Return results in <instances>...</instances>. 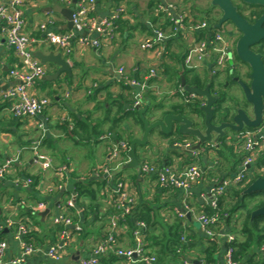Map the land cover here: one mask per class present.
<instances>
[{
    "label": "crops",
    "instance_id": "crops-1",
    "mask_svg": "<svg viewBox=\"0 0 264 264\" xmlns=\"http://www.w3.org/2000/svg\"><path fill=\"white\" fill-rule=\"evenodd\" d=\"M207 1V7L196 9L203 13L209 11L211 12V18L219 20L221 12L212 7L210 0ZM170 2L172 1L170 0ZM148 3L149 0H127V15L123 18L127 24V31H121L112 43H106L98 49L76 46L69 55H63L71 63L72 77L64 74L58 80L47 81L46 77L55 73L57 67L54 65L48 66V68H51L50 71L46 67L45 79L34 87L32 93L36 97L49 98L50 105L37 118L23 120L22 126L14 130L16 135L0 132V158L6 160L20 156V162L11 168L6 181L0 185V219H12L17 223L23 219L29 221L30 233L28 239L37 247L36 252L29 256L24 264H80L81 259L89 255L92 247L108 231L111 216L116 211L113 194L114 186L110 187L108 183L106 187L100 189L98 198L100 212L97 216L90 215L85 218L84 211L77 206L81 211L77 215L74 213L73 217L75 222L83 227L81 234H76L73 227H55L52 224L53 218L63 211L62 204L67 196L63 192L59 193L53 189L51 191L50 188L60 177L55 170L67 165L70 171L62 178L65 177L70 191H72L73 185L77 181L87 184L90 181L108 179L107 176L101 173V170L109 166V157L113 146L112 140H92L89 143H81L78 141L80 136L74 139L66 134L61 127L64 123L68 122L69 127L72 128L76 120L85 121L89 129H98L100 136L112 133V137L121 136L123 140H127L129 137L133 139L142 137L144 126L140 128L134 117L129 116L120 119L117 125H114L115 120L122 116L120 103L124 106H126V103L123 100L108 99V95L112 93L115 96L122 92L117 84V70L119 68H124L129 75L133 74L139 78H144L150 68L160 66L162 62L163 54L159 56L155 50L142 48V43L149 37V29L152 27L153 14L148 8ZM57 5L61 6L58 0H31L27 3L24 7L26 33L31 38L40 37L39 26L48 18H53L56 21L57 26L54 30L65 31L66 20L64 16L49 10ZM114 7L115 0H98V16L100 18L112 16ZM219 31H223L228 35L234 50L238 39L236 40L231 34L230 29ZM182 38L187 43L188 48L196 39L194 35H187ZM34 49L35 52L41 50L45 53L51 51L61 53L47 45L37 44ZM14 61L13 52L8 48L4 36L0 33V106L3 107L0 109V118L13 114L11 110L12 101L5 100L2 94L15 84L9 74ZM212 70L211 61H208L204 68L197 72L200 74L207 72L210 76H214ZM223 73H218L220 74L216 79L218 84L221 83L222 78L226 79V75ZM232 74L233 71H231ZM228 85L227 82L225 87L234 91L233 88H230L234 84H230L229 87ZM152 86L145 94V105L150 104L151 106L159 103L164 108L153 110V117L163 118L166 115L165 112L172 105L182 102L181 98L177 96L174 82H171L167 76L159 74ZM155 87L157 88L155 89ZM54 90L58 92L51 98L50 95ZM91 95H94V98ZM124 96H128V94L125 93ZM188 118L193 120L197 126H201L203 123L200 117L192 115ZM40 124L44 125L45 132L41 131ZM43 134L52 141L50 147L47 144L46 146L43 145V151L53 159L55 168L46 173L39 171L32 164L33 152L31 145L35 140L41 139ZM236 135V133L230 132L229 136L232 137L227 139V142L229 144L237 143ZM191 139L193 138L189 136L165 135L160 130H155L149 137L147 147L138 149V168H122L125 163L123 161L127 159L130 161L129 155L123 158L122 166L119 168L121 172L123 171L124 181L130 186V190L136 198L137 206L135 209H141L147 205V207L154 210V220L150 229L156 236L166 232L178 217L183 221L181 243L185 245V248L178 249V259L164 260L162 264H197V262L200 264L202 252L208 245L207 240L209 237L198 218L201 214H207L205 210L210 207L212 190L216 183L227 178L232 179L238 172L237 169L236 173H221L223 178L220 181L211 177V173H214L224 164V159L215 150L219 148L221 139L206 145L203 149L205 154L202 153L198 158H192L186 151L175 145L176 141H190ZM173 140H175L174 143H172ZM24 142L29 144L22 146ZM81 149L83 150L81 151ZM64 153L67 155L65 158L69 163L67 165L61 163ZM239 153L241 154L240 150ZM147 160L158 167L172 166L176 173L183 172L191 164H197L202 168L204 175L197 184L188 190L166 189L160 186L155 175L142 174L141 164ZM24 171L39 175V184L35 190H32L31 187H25V184L20 186L14 184L19 173L23 180L27 178L23 175ZM248 173L250 175L254 173L262 174L264 173V166L259 169L255 165L249 169ZM39 198L47 203V209L44 212H32V215H28L25 213L28 210L18 205L23 200L32 204L35 202L30 200H40ZM12 199L15 200L13 203L10 202ZM180 214H184L185 217H180ZM243 214L244 209L232 213L231 219L221 221L216 228L217 241L219 242L217 259L220 264H225L229 237L234 236L235 239H243L240 231L244 220L242 218ZM133 221L132 219V224H129V222L120 224L118 244L121 248H127L133 244ZM67 231L69 235L65 239L61 235ZM2 238L8 243L7 264H10L9 261L20 255V244L14 239L13 230L6 231ZM53 245L61 248V259L59 261L51 259L48 255V250ZM147 246L148 243L146 242ZM152 250L151 247L148 248L147 253L155 256ZM102 264L104 263L102 262ZM108 264L129 263L115 256L114 260L112 259Z\"/></svg>",
    "mask_w": 264,
    "mask_h": 264
},
{
    "label": "built area",
    "instance_id": "built-area-1",
    "mask_svg": "<svg viewBox=\"0 0 264 264\" xmlns=\"http://www.w3.org/2000/svg\"><path fill=\"white\" fill-rule=\"evenodd\" d=\"M31 0H0V33L4 36L8 48L13 52L14 64L9 71L10 77L15 84L2 94L5 100L12 101V113L17 118L22 120L37 118L50 105V99L46 97H36L32 90L34 87L45 79L47 71L35 54V45H47L61 52L64 56L69 55L73 48L78 46L81 48H101L106 43H112L119 36L117 20L127 15V0H115L113 15L110 17L100 18L98 16V0H58L63 7L73 8V24L72 30L56 31L57 26L53 18H48L39 26L41 32L40 37L33 39L26 33V20L24 15V7ZM161 10L171 17L176 26L174 34L178 35H194L207 30L210 25L207 22L191 24L187 21V14L180 12L177 6L172 2L161 0ZM173 34L155 29L152 35L147 37L142 43V48L155 50L159 56L164 52L163 45L157 43L165 42L173 38ZM208 61L212 64V74L224 72L227 68L235 63V52L232 48V42L228 35L223 31L216 32L211 38L202 40L195 39L190 45L185 56L184 64L188 70L199 71ZM158 66L150 68L147 79L139 81L136 78H128V83L134 89V104L128 108L129 111H138L139 108L145 106V94L152 85L149 80L159 77ZM118 80L127 76L124 68L117 70ZM154 87V86H152ZM157 87H155L156 89ZM180 95L185 100L199 98L196 95H189L184 88L180 87ZM204 104V101H203ZM202 104V105H203ZM42 132H45L43 124L39 125ZM237 143H240V151L242 160L238 167V172L233 178H227L222 182L216 183L212 190V200L210 207L216 209L219 198L225 194L226 190L231 186L240 185L248 175L251 167L257 165L258 160L264 152V123L256 129H245L236 133ZM43 137L35 140L31 149L33 152V166L46 173L54 170V161L43 151ZM112 134L99 136V140H111ZM175 145L185 151L192 157L198 158L202 150H195L193 141H177ZM130 146L127 142H115L111 148L109 157V166L103 168L101 173L108 177L109 182L115 172L122 166V160L125 156L128 157ZM195 160V159H194ZM20 162V156L3 160L0 158V185L4 183L11 168ZM129 162L128 159L123 161ZM124 163V164H125ZM115 169H113V168ZM113 169V170H112ZM116 170V171H115ZM69 168L62 166L55 170L60 176L57 182L50 188L59 193L68 192V184L63 175L68 174ZM141 172L144 175H155L161 187L166 189H183L188 190L193 185L197 184L203 177L202 168L197 164L189 165L183 172L176 173L172 166L158 167L149 161H143L141 164ZM33 181L29 178L24 180L16 179L14 184L20 186L25 184V187H31ZM115 201V214L111 216L109 228L106 235L94 245L88 256L81 259L80 264H102L101 259L110 254L126 260L129 264H156L157 258L147 254L146 234L147 224L143 221L135 223L132 229L133 244L127 248H121L118 244V236L120 224L127 221L125 218L131 216L137 206L136 198L130 190V186L125 181L119 182L114 186L113 190ZM77 193L72 190L70 195L62 204V212L57 214L52 224L55 227H73L76 234L83 232L81 224L74 220V213L77 215L81 211L77 207ZM15 201L12 199L10 202ZM18 205L24 209H31L36 213L44 212L47 209V203L40 201L37 203H27L21 201ZM188 208V204L186 205ZM190 210V209H189ZM180 217H185L180 214ZM209 238L217 235L216 228L220 224L221 218L218 214L207 215L201 214L198 218ZM122 221V222H120ZM8 230H13L14 239L20 244V255L9 261L10 264H24L26 259L36 252V245L28 239L30 233L29 221L21 220L19 223L12 219H0V234ZM69 232L62 233L63 238H68ZM235 240L234 236L229 237V242ZM7 248L8 243L0 236V264H7ZM234 249L227 248L225 256V264H237L233 258ZM48 255L51 259L59 261L61 259V248L53 245L48 250ZM203 264V263H200Z\"/></svg>",
    "mask_w": 264,
    "mask_h": 264
},
{
    "label": "trees",
    "instance_id": "trees-1",
    "mask_svg": "<svg viewBox=\"0 0 264 264\" xmlns=\"http://www.w3.org/2000/svg\"><path fill=\"white\" fill-rule=\"evenodd\" d=\"M168 1V0H167ZM170 2V0L168 1ZM162 5L161 0H149L148 8H150L153 16H152V22L149 29V36L152 35V31L155 29L161 30L165 32L166 34H173L174 37L165 41L157 43V45H163L164 46V52H163V59L158 67L159 74H163L169 78L171 82H174V86L177 89V96L181 98L182 102L178 104L172 105L165 114H182L185 117L190 116H196L200 117L203 120V123L205 121V114L201 110V106L203 104V101L201 98L191 99V100H185L180 95V87H181V78L183 77L186 85L189 87H199L201 89L206 88L207 86H210L211 92L213 95L219 96V100L215 104V121L221 122L223 120V113L230 112V110L234 109L236 110L239 101L236 98L227 96L226 87L223 84H218L216 82V79L220 76L214 75L210 76L207 72L205 74H200L197 71L188 70L185 67L184 60L186 53L188 51V45L184 42V39L182 38V35H176L174 34L173 30L175 31V24L174 21L171 19V17L167 16V13L164 12L159 8V6ZM176 5L178 10H181V6ZM184 7V6H183ZM240 12L251 22L254 21L255 18L261 16L262 11L260 10H252L250 12V15H246L245 12L240 8ZM182 13L187 14V21H189L191 24H198L202 22H207L210 25V28L207 30H204L198 34H196V39L202 40L205 38H211L213 35L216 34L219 30H216L214 28L215 24L217 23L218 19L211 18V12L203 13L200 10L196 9L194 6L188 9L187 11H183ZM124 17H121L117 20L118 25V31L119 35L121 31L124 32V30L127 31V24L123 20ZM127 33V32H126ZM263 55V52H259ZM235 61L237 63V67L240 66L241 62L238 59V57L235 55ZM235 65V64H234ZM234 65L227 68V70L224 71V75H226V80L231 84L233 83L231 77V71L234 72L233 75L238 78V70L237 67ZM150 70V69H149ZM149 70L147 74L142 77L135 76L133 74L124 76L122 79L117 81V84L120 86L121 93L116 94L115 96L112 93H109L108 99H113L114 101H121L123 100L126 103V106L122 105L120 103V111L122 113L121 118H117L115 120L114 125H117V122L120 121V119H125L126 117H134L138 123H140L143 127V122L138 114V111H129L128 108L131 107L134 104V89L126 83V80L129 78H136L139 81H145L148 76ZM73 79V78H72ZM156 79L149 80V84L152 85ZM58 91L54 90L51 93V98H53V95L56 94ZM127 93L128 96H124V94ZM97 94V91H96ZM95 94V95H96ZM91 97L94 98V95H91ZM152 99V98H151ZM96 100V96H95ZM231 101V103H228ZM225 104H228L226 107ZM2 106H0L1 109ZM3 108V107H2ZM157 109H164L161 104H152L147 113L145 114V117L148 120H152L154 117L152 116L153 110ZM23 120L20 118H17L14 116V114L10 116H6L3 118H0V132L4 133H11L13 135H16L14 132L15 129H18L22 126ZM62 129L66 132L68 136H72L74 139L75 137H79V142L81 143H89L92 140L99 141L100 132L98 129L95 128V130H91L88 127L87 122L76 120L74 126L72 128L69 127V123L66 122L62 126ZM105 135V134H103ZM132 137H129L127 140H123V137L117 136V138L112 137L111 140L113 143H115L116 140L119 142L124 141L127 142V144L130 146L132 142ZM194 141V139H191ZM190 140V141H191ZM117 141V142H118ZM188 141V140H184ZM175 140L172 141L174 143ZM177 142V141H176ZM51 139L49 137L46 138V136L43 138V145L46 146V144L50 147L51 146ZM29 143L24 142L22 146H26ZM240 143H232L229 144L227 142V138H222L220 140L219 148L215 149L220 156L224 159V164L221 165L214 173H211V177L217 178V181H220L223 176V173H236L237 169L239 167V164L242 160V154L239 153L240 150ZM66 154L64 153L62 159V165L69 164L67 162ZM258 168L264 166V152L257 163ZM68 167V165H67ZM69 168V167H68ZM123 172V171H122ZM121 169H118L115 174L113 175L112 180L105 179L103 181H90L89 183L85 184L82 181H77L74 183L72 190H74L78 197H77V206L81 208L84 211L85 218H88L90 215H98L99 214V208L100 205L98 204V198L100 189L103 187H106L108 183L111 186H116L119 182H123L124 179L122 177ZM222 173V174H221ZM21 174L19 173L18 176ZM23 175L27 178L31 179L33 183L31 184L32 190H35L36 187L39 184V175L28 173L27 171L23 172ZM18 179L23 180V178L20 176ZM264 177V173H254L246 176V179L237 186H231L229 187L225 194L222 195L219 198L217 208H211L209 207L206 209L207 215H215L218 214L221 218L220 221L231 219L232 213H235L237 211H240L244 209V214L242 218L244 219L241 225V235L243 236L242 240L235 239L233 242H229L227 244V247H232L234 249L233 252V258L234 261L237 264H264V215L257 216L254 219H252V213L253 211L264 207V194L257 193L252 195L243 196V192L248 188V186L254 182L256 179ZM1 187V186H0ZM96 187V188H95ZM65 196L70 195V190L66 193H64ZM263 197V198H262ZM35 198V197H34ZM40 199V198H39ZM43 199L40 200H30L31 202H40ZM28 211L25 212L28 215H32L31 213L34 212L31 209H27ZM26 211V210H25ZM154 210L152 208L147 207V205L144 208L141 209H135L133 211V214L131 216H127L125 220L129 222V224H132L133 221V228L135 227V223L138 221H143L147 224V229L145 231L146 234V242L148 243V248H152V253L157 258L156 264H162L164 260H168L171 258L178 259V249L185 248L181 243V236L183 233V221L178 217L173 224L168 227V230L166 232H162L161 235L156 236L154 232L150 229L152 222L154 220ZM36 215V214H35ZM122 222V221H120ZM217 231V230H216ZM5 232L0 234L1 237H3ZM29 237V236H28ZM87 237V236H86ZM208 245L206 249L202 252L201 262L203 264H220L217 259V252L219 251V242L217 241V235H215L213 238H209L207 240ZM149 255V253H147ZM115 255L110 254L106 257H103L101 259V262L104 264H108L109 261L112 259L114 260Z\"/></svg>",
    "mask_w": 264,
    "mask_h": 264
},
{
    "label": "water",
    "instance_id": "water-1",
    "mask_svg": "<svg viewBox=\"0 0 264 264\" xmlns=\"http://www.w3.org/2000/svg\"><path fill=\"white\" fill-rule=\"evenodd\" d=\"M77 0H73L76 3ZM211 5L221 12V17L215 24L216 30H221L226 24H231L240 35L235 44V55L241 63L246 64L251 69L250 84L235 78L236 82L243 90L246 102L252 105L253 114L248 115L243 109L238 108L232 113V118L221 124H216L215 104L219 100L218 96L212 94L210 86L204 89L199 87H189L184 78H181V87L189 95H196L204 104L201 110L205 114V121L201 126H197L193 120L182 114H166L163 118L154 117L148 120L145 117L150 104L138 109V114L143 122L144 132L141 138H134L128 152L130 161L125 163L122 168H138V149L147 147L149 137L155 130H160L165 135L189 136L194 139V149L202 150L208 144L217 142L219 139L227 138L230 132L237 133L245 129H256L264 123V57L258 53L255 47L264 41V13L255 18L253 22L249 21L241 12L252 10L264 11V0H210ZM51 12L60 13L64 16L66 24L64 30H72L73 8L57 5L49 9ZM34 56L40 63L47 67L54 65L57 67L55 73L46 77L47 81L58 80L62 75L67 74L72 77L71 63L62 53L51 51L45 53L41 50L35 52ZM185 151V149H183ZM261 193L264 194V177L256 179L243 192V196ZM48 213V212H47ZM264 215V207H261L252 213V219ZM199 262H197L198 264Z\"/></svg>",
    "mask_w": 264,
    "mask_h": 264
},
{
    "label": "rangeland",
    "instance_id": "rangeland-1",
    "mask_svg": "<svg viewBox=\"0 0 264 264\" xmlns=\"http://www.w3.org/2000/svg\"><path fill=\"white\" fill-rule=\"evenodd\" d=\"M173 2L174 5H180V4H183L181 6V11L180 12H183V11H187L188 9H190L191 7H195V8H205L207 7L208 5V1L207 0H171ZM184 6V7H183ZM245 14L248 16L250 14V12L247 10L245 11ZM215 19V18H214ZM230 29V32L231 34L237 39H239L240 35L237 33V30L234 28V26H232L231 24H226L221 30H225V31H228ZM235 63V67H237V63L236 61L234 62ZM51 68H48L47 66V70L50 71ZM237 70L239 71L240 70V66L237 67ZM228 82V80L222 78L221 80V83L219 84H223L226 85ZM230 88H233L234 91H231V89L229 90V88H226V91L227 92V96L229 97H233V98H238L241 100V91L238 89V86L237 84H234L233 87H230ZM228 89V90H227ZM245 107V110L247 109V111L252 115V112H253V109L252 107H247V106H244ZM147 118H148V115H147ZM138 126H140V128H142V125L139 123ZM108 134H112V133H108ZM152 135V134H151ZM183 141V140H181ZM184 142V141H183ZM86 146V145H85ZM85 148V147H84ZM83 148V149H84ZM81 149V151L83 150ZM87 150V149H85ZM204 153V152H203ZM205 154V153H204ZM148 159V158H147ZM150 161V159H148ZM147 160V161H148ZM192 162V160H191Z\"/></svg>",
    "mask_w": 264,
    "mask_h": 264
},
{
    "label": "flooded vegetation",
    "instance_id": "flooded-vegetation-1",
    "mask_svg": "<svg viewBox=\"0 0 264 264\" xmlns=\"http://www.w3.org/2000/svg\"><path fill=\"white\" fill-rule=\"evenodd\" d=\"M264 13V11H262V14ZM261 14V15H262ZM250 15V14H249ZM255 49H256V51L259 53V52H263L264 53V41L261 43V44H259V45H257L256 47H255ZM233 74H234V72H233ZM232 74V77H231V79H232V81H233V84H237L236 82H234V79L236 78L235 77V75H233ZM250 74H251V69H250V67L248 66V65H246V64H243V63H241L240 64V70L238 71V78L241 80V81H243V82H245V83H247V84H250V82H251V79H250ZM228 84L230 85V83L228 82ZM232 84V83H231ZM229 85H228V87H229ZM237 86H238V89L241 91V93H242V95H241V100L240 99H238V98H236L238 101H239V105H238V107H237V109L238 108H241V109H243L248 115H250L251 116V114L247 111V109L245 110V107L244 106H247V107H252V105H250L249 103H247L246 102V99H245V96H244V93H243V90H242V88L237 84ZM227 93V92H226ZM219 97V96H218ZM228 103H231V101H229ZM226 105V107L228 106V104H225ZM236 109V110H237ZM253 109V108H252ZM236 110H234V109H232V110H230V112L228 113V112H225V113H223V120L221 121V122H216L215 121V118H214V121H215V123L216 124H221V123H223V122H227V121H229L232 117V113H234V112H236ZM252 114H253V112H252Z\"/></svg>",
    "mask_w": 264,
    "mask_h": 264
}]
</instances>
